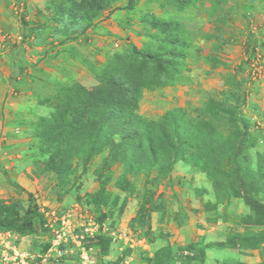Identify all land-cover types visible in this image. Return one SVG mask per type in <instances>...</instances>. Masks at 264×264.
Listing matches in <instances>:
<instances>
[{"label":"rangeland","instance_id":"374dc122","mask_svg":"<svg viewBox=\"0 0 264 264\" xmlns=\"http://www.w3.org/2000/svg\"><path fill=\"white\" fill-rule=\"evenodd\" d=\"M89 8L62 19L52 0H0V264H264V0ZM69 23L87 27L68 36ZM156 43L184 58L138 113L186 108L193 131L168 133L176 148L154 156L142 140L141 161L122 163L66 132L68 89H93L112 56ZM30 199L34 233L9 217Z\"/></svg>","mask_w":264,"mask_h":264},{"label":"trees","instance_id":"16d2710c","mask_svg":"<svg viewBox=\"0 0 264 264\" xmlns=\"http://www.w3.org/2000/svg\"><path fill=\"white\" fill-rule=\"evenodd\" d=\"M52 2L53 8L58 10L62 19L74 16L78 10H85L87 13L91 11L89 6H97L99 11L103 8V0H52ZM70 25L66 26V31L64 30L68 36L87 27L83 24L75 27ZM164 40L172 46L177 45V41L172 36ZM156 45L155 48H151L150 45L142 50L132 46L123 54L112 56L106 66L98 70V84L93 89L86 90L80 86H75V90L68 89V95L64 97V107L68 111L64 112L68 115L67 120L65 119L66 132H72L76 128L75 132H80L82 139L93 136L99 148L105 145L116 148L120 152L116 158L117 162L122 163L127 160L136 163L141 161V151L133 155V149L139 147L142 140L151 146L153 155L158 147L162 148L165 144L176 148L174 142L176 138L169 135L175 136L178 132L193 131L189 120L185 123L182 118L188 116L186 108L168 112L162 120H151L138 113L142 92L154 91L168 85L173 78H169V69L176 72V67H179V62L184 58L177 54L175 48L167 49L160 43ZM213 107L216 109V104H213ZM53 109L55 114L49 118V123L52 124L61 121L57 108ZM72 111L76 112V115H71ZM217 112L225 114L223 111ZM51 127L53 128V125ZM114 137H118L119 140L114 141ZM55 154L56 157L64 158V155L57 150ZM89 154L87 152L85 155L89 156ZM176 159L173 158L168 165H172ZM153 160L155 161V158ZM259 175L264 179V167L260 168ZM20 211L22 214L19 213ZM36 216L37 206L31 199L25 208L16 204L9 211L10 220L15 222L19 229L29 233L35 231ZM9 226L11 225L7 227Z\"/></svg>","mask_w":264,"mask_h":264}]
</instances>
